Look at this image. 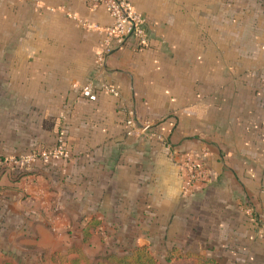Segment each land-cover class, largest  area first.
<instances>
[{
    "label": "crops",
    "instance_id": "1",
    "mask_svg": "<svg viewBox=\"0 0 264 264\" xmlns=\"http://www.w3.org/2000/svg\"><path fill=\"white\" fill-rule=\"evenodd\" d=\"M129 1L148 45L99 64L103 33L77 22L108 26L103 6L0 0V160L59 138L68 153L0 176V264L161 243L264 264V0ZM130 115L159 137L127 135ZM185 151L206 168L188 193Z\"/></svg>",
    "mask_w": 264,
    "mask_h": 264
},
{
    "label": "built area",
    "instance_id": "2",
    "mask_svg": "<svg viewBox=\"0 0 264 264\" xmlns=\"http://www.w3.org/2000/svg\"><path fill=\"white\" fill-rule=\"evenodd\" d=\"M91 7L103 6L111 18L108 26H99L87 20H78L77 24L86 30H97L103 33L101 49L97 53V61L102 64L104 56L114 47L127 40L134 39L138 48L148 45V33L143 17L134 8L129 0H90ZM106 91L117 94V91L109 86H103ZM80 94L89 100L96 99V90L93 85H83ZM127 135L140 137L147 135L158 138L159 135L153 130V123L139 122L135 116L130 115L125 121ZM68 153L63 145V140L58 139L57 145L52 148H38L18 158L0 160V165L9 167V171L28 169L37 159L48 161L53 158L67 157ZM179 176L182 183V191L190 192L196 184L205 177L206 168L202 161L193 152L185 151L178 153Z\"/></svg>",
    "mask_w": 264,
    "mask_h": 264
},
{
    "label": "trees",
    "instance_id": "3",
    "mask_svg": "<svg viewBox=\"0 0 264 264\" xmlns=\"http://www.w3.org/2000/svg\"><path fill=\"white\" fill-rule=\"evenodd\" d=\"M9 167L0 165V176ZM10 179L19 181L27 174V169L10 170ZM168 264H219L213 257H207L198 252L173 246L166 256ZM70 264H162L147 246H138L124 253L105 252L95 259L79 256L71 260Z\"/></svg>",
    "mask_w": 264,
    "mask_h": 264
},
{
    "label": "rangeland",
    "instance_id": "4",
    "mask_svg": "<svg viewBox=\"0 0 264 264\" xmlns=\"http://www.w3.org/2000/svg\"><path fill=\"white\" fill-rule=\"evenodd\" d=\"M174 245L171 244H165V243H161L159 245L156 244H152L150 247H148V249L156 256V258L162 263V264H168L166 261V256L168 255V252L170 251V249L173 247ZM122 247V248H121ZM134 247H138V245H130V246H125L124 244H121L119 246V248L117 249V251H119V253H124L129 251L130 249L134 248ZM114 251V252H117ZM192 251V250H191ZM195 252V250L193 251ZM104 252H101L100 254H95L93 256V259H95L97 256L103 254ZM92 259V260H93Z\"/></svg>",
    "mask_w": 264,
    "mask_h": 264
}]
</instances>
